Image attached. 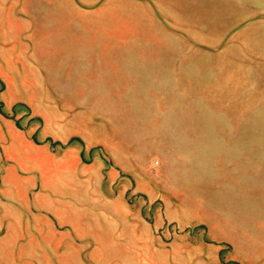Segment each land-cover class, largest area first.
Instances as JSON below:
<instances>
[{"label": "rangeland", "instance_id": "1", "mask_svg": "<svg viewBox=\"0 0 264 264\" xmlns=\"http://www.w3.org/2000/svg\"><path fill=\"white\" fill-rule=\"evenodd\" d=\"M0 264H264V0H0Z\"/></svg>", "mask_w": 264, "mask_h": 264}]
</instances>
